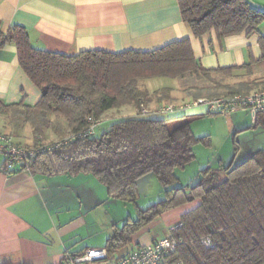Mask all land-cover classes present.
Wrapping results in <instances>:
<instances>
[{
    "label": "trees",
    "instance_id": "trees-1",
    "mask_svg": "<svg viewBox=\"0 0 264 264\" xmlns=\"http://www.w3.org/2000/svg\"><path fill=\"white\" fill-rule=\"evenodd\" d=\"M178 5L182 20L195 37L210 30L218 37L257 33V26L264 21V11L249 0H178ZM9 43L15 45L18 63L39 89L40 97L33 105L0 100V112L10 114L13 120L28 121L34 135L51 127L59 138L82 131L88 117L99 119L107 110L132 105L136 112L140 101L150 104L153 98H169L168 88L149 92L140 86L142 79L176 78L190 72L228 76L241 69L250 73L253 63L264 64V36L259 33L260 58L215 69L199 64L188 38L147 51L90 49L69 55L33 47L22 26L12 25L5 32L0 27V50ZM236 93L239 91L230 89L222 96ZM181 116L185 113L120 117L100 133L96 128L90 137L39 144L45 149L22 168L51 175L92 174L109 196L135 206L136 217L126 219L106 240L108 255L127 245L131 234L155 217L197 199V205L184 212L180 224L169 233L177 246L168 254V264L177 260L184 264H264V149L237 164L231 161L216 168L204 167L196 183L174 186L175 169L194 158L196 142L209 139L193 134L191 120L168 124L171 118ZM258 122L264 127V112L255 114L253 126ZM234 142L236 152L238 144ZM150 172L163 186L164 197L141 208L136 184ZM205 236L210 238V246L200 241Z\"/></svg>",
    "mask_w": 264,
    "mask_h": 264
},
{
    "label": "crops",
    "instance_id": "crops-1",
    "mask_svg": "<svg viewBox=\"0 0 264 264\" xmlns=\"http://www.w3.org/2000/svg\"><path fill=\"white\" fill-rule=\"evenodd\" d=\"M249 2L264 11V0ZM12 25L26 29L33 47L69 55L90 49L147 51L188 38L195 58L206 69L257 60L261 56L258 33L264 36L263 21L257 26V33L244 31L218 37L210 30L195 37L181 18L178 0H0L1 30L5 32ZM260 66L264 64L253 63L249 81L240 83L247 89L239 93L258 90L251 88L259 81L260 76L253 75ZM236 71L239 70L233 73ZM39 97V89L18 63L15 45L6 44L0 50V100L5 104L24 101L33 105ZM177 98L170 90L168 99H153L150 104L186 102L196 97ZM205 111L200 106L185 115ZM231 124L235 131L242 129L233 120ZM16 130L12 134L14 140L20 136ZM3 161L0 154V264H66L67 252L80 254L91 247L105 248L115 228L136 217V210L128 202L109 196L92 174L51 175L22 167L7 171ZM150 173L137 180L146 186L145 203L137 198L141 208L164 197L163 186L158 179L152 182ZM175 175L174 186L193 184L191 179L182 184L176 172ZM138 187L136 184L137 194ZM197 203L195 199L162 213L131 234L130 242L107 259L87 264H115L127 252L168 235L179 224L181 215Z\"/></svg>",
    "mask_w": 264,
    "mask_h": 264
},
{
    "label": "rangeland",
    "instance_id": "rangeland-1",
    "mask_svg": "<svg viewBox=\"0 0 264 264\" xmlns=\"http://www.w3.org/2000/svg\"><path fill=\"white\" fill-rule=\"evenodd\" d=\"M255 70L258 71L254 73L253 77L260 76V78L257 79L259 80L256 82L257 87L252 86L251 89L264 88V67L260 66ZM249 77L250 76L244 69L236 71L228 76H224L220 73L206 75L190 72L176 78L153 77L142 79L139 81V84L149 92L168 88L174 91V94L178 97L177 99L186 100L196 96L214 97L216 95H222L233 87H235L236 90L238 89V91H243L247 88L240 85V83L248 82ZM133 112H135V108L132 105H124L120 108H113L105 111L99 117L101 121L97 127V132L100 133L108 128L109 124L115 119L133 115ZM189 120H191L190 126L196 137L207 135L209 139L208 142H196L194 144V158L183 168L175 169L174 172L177 173L180 179L179 182L182 184L189 181L188 179H191V183H196L199 177V171L204 167L210 166L216 168L220 164L227 165L231 161L233 164H237L253 152L264 149V127L259 122L256 126H253V118L247 108H238L231 113L205 112L192 116L185 115L174 117L168 120V124L174 126ZM232 120L240 124L241 126L239 127H242V130L234 132L235 129L231 124ZM0 129H4L10 134H13L17 129L16 131L20 133V136H17L15 140L23 143L21 145L27 144L26 146H34L35 144L54 145L61 142L66 137L63 136V138H59V136L52 131L51 127L44 128L43 132L39 135H34L32 126L28 121L13 120L10 114H3L1 112ZM234 140L238 144L236 152H234ZM195 174H197V176H194ZM148 176L153 178L152 182H156L157 178L154 173H150ZM139 182L140 181L137 182L139 187L136 197L140 199V202L145 203L144 198L147 197L146 194H144L146 192V186H142ZM156 184L157 187L155 186V188H158L159 185L158 183ZM174 185H177V182ZM127 204L134 211V205L131 202Z\"/></svg>",
    "mask_w": 264,
    "mask_h": 264
},
{
    "label": "built area",
    "instance_id": "built-area-1",
    "mask_svg": "<svg viewBox=\"0 0 264 264\" xmlns=\"http://www.w3.org/2000/svg\"><path fill=\"white\" fill-rule=\"evenodd\" d=\"M204 107L205 110L216 113H231L238 108H247L252 118L258 112H264V89H258L249 93H236L231 95H220L215 97H198L186 102H160L151 105L140 101L136 108L139 116H167L182 114L190 109ZM100 119L88 117L87 126L78 133H72L65 139L71 140L76 137H90L96 132ZM58 142L57 144H60ZM45 149L44 145L25 146L15 142L14 137L7 131L0 129V154L4 157L3 165L5 170H12L15 166L27 167L36 154ZM180 224V223H179ZM205 246L211 245L209 237H202L200 240ZM177 246V240L170 234L152 241L149 244L141 245L119 257L115 264H168L167 256ZM108 254L105 248H87L81 254L67 252L65 254L66 264H87L95 260H105ZM172 264H184L177 260Z\"/></svg>",
    "mask_w": 264,
    "mask_h": 264
}]
</instances>
